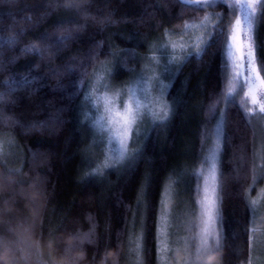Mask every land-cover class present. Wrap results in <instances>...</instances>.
I'll list each match as a JSON object with an SVG mask.
<instances>
[{
  "label": "trees",
  "instance_id": "1",
  "mask_svg": "<svg viewBox=\"0 0 264 264\" xmlns=\"http://www.w3.org/2000/svg\"><path fill=\"white\" fill-rule=\"evenodd\" d=\"M64 3L0 0V81L7 82L0 84V93L14 101L3 106L0 140L11 141L8 168L22 173L9 174L0 166V179L16 181L0 192V220L30 230L31 246L25 248L31 254L28 264H130L127 243L134 227L141 244L137 257L134 253L135 264H159L157 230L165 186L180 177L181 193L188 190L193 201L192 171L200 158L203 133L221 113L218 260L248 264L255 253L251 202L264 184V154L259 150L255 121L245 118L239 102L223 101L227 70L218 44L213 42L199 58L181 56L168 81L169 117L148 125L137 139L135 159L125 167H109L103 175L85 177L90 163L95 167L104 161L97 158L93 137L79 115L87 84L98 66L106 68L108 83L127 81L146 57L156 54L149 44L157 38L172 39L203 22L207 25L200 38L206 39L205 33L217 24H223L229 35L237 13L234 2L215 0L204 8L183 0H87L80 8H67ZM259 14L260 9L253 38L256 61L264 74V19ZM69 29L72 39L57 51L54 37ZM45 34L50 37L47 42L41 39ZM9 36L17 39L11 47L5 44ZM34 44L49 47L51 55L22 51ZM84 70L88 78L78 88ZM23 77L35 78L33 85L21 87ZM10 87L16 91L9 96ZM213 105L215 113L210 111ZM30 187L34 191H27ZM77 233L82 237L91 233L92 242L84 240L70 248L77 243ZM69 253L74 255L73 262L68 260ZM13 256L11 247L0 245V264H14Z\"/></svg>",
  "mask_w": 264,
  "mask_h": 264
},
{
  "label": "snow or ice",
  "instance_id": "2",
  "mask_svg": "<svg viewBox=\"0 0 264 264\" xmlns=\"http://www.w3.org/2000/svg\"><path fill=\"white\" fill-rule=\"evenodd\" d=\"M87 0H65L64 6L67 8H80L83 3H86ZM180 2V0H178ZM185 4L192 3L198 8H204L215 3V0H183ZM238 4L241 8L248 9V31L251 33L252 30V21L251 16L253 13L257 12V9H260V19H264V3H261V0H236L235 7ZM30 19V18H29ZM70 23V21H68ZM2 31V29H0ZM21 33L24 31L22 28ZM72 29L67 31V34L57 35L54 37L56 41V50L59 51V45L65 44V42L72 39ZM242 21L237 18L234 22L233 30L230 35L225 32V27L223 24H217L215 27L209 28L205 33V38H198L197 41L182 46L183 59L187 60L192 55H195L197 58L201 57L203 54H206L212 46L213 42L219 45L218 51L224 56L223 66L227 70L229 62L231 63L232 79L229 81L227 88V95L224 97L226 101L231 102L235 100L237 94V85H241V99L240 107L243 115L246 119L259 111L264 113V74L261 72V64H258L255 57L254 44L252 42L251 35L248 36L247 42L242 39ZM42 40L47 42L50 37L48 34H45L41 37ZM17 42L15 36H9L5 44L9 47L14 45ZM161 48L167 50L169 48L175 49L176 45L172 43H162ZM22 51L32 53L43 57L46 52L51 55L49 47L41 48L38 45H32L31 47H26ZM111 55H116V53H110ZM134 54V53H133ZM3 56V46L0 45V57ZM151 62L159 63L156 57H152ZM180 60L172 55H169L167 65L164 66V71H171L169 65H176ZM107 64V62H102ZM264 63V62H262ZM69 71H72V66L69 65ZM3 70V60L0 59V71ZM108 75L111 76V69H108ZM88 78V73L84 70L81 73V79L78 84V88H83L85 86V81ZM35 78L23 77L21 87H31L34 83ZM153 81H155L161 91L166 85L163 84V81L159 79V76L155 72L148 74L142 73L139 79L133 80L129 86H126L122 89H113V86L109 84L106 80L102 84L104 91L100 94H97L95 87H90V90L84 92V101L83 104L82 116L85 121H88L93 129L99 134V139L103 141L107 140L108 145L110 146L107 149L108 155L105 156L104 162L102 164H97L95 167H92L91 163L89 164L90 171L85 173V177L88 176H99L103 175V169L109 167H115L118 164H121L126 158L129 160V164L132 160L135 159V156L129 153L127 141L130 138L132 128L134 125H139L143 122L146 116H150L153 120L160 119L166 120L168 118V113L165 110L164 115L161 116L154 108L160 103V98H153L150 93V89L153 86ZM100 81L98 80L97 83ZM7 82L0 81V84ZM89 81V85H91ZM247 86V91H243V86ZM16 88L10 87L9 96L12 92H15ZM139 93V95H138ZM79 92L76 93L78 95ZM231 97V101L228 98ZM71 99V97H70ZM120 101L122 104V110L118 109L117 102ZM5 103H14L10 99H6L4 93H0V123L3 122V106ZM91 105L95 109L96 115L87 110L88 105ZM166 105L164 108L166 109ZM66 109H61L64 111ZM215 113V106L213 105L210 109ZM223 122V114L221 113V123ZM218 132L220 130V125L217 126ZM3 136V133H0V137ZM115 144V147H111ZM11 141L7 139L0 140V166H3L7 173L14 174L16 176L22 175L20 169H11L8 168L6 157L11 153L9 152V146ZM212 161L211 168L209 169V177L205 179V197L201 203L205 207V211L208 214V220L211 221V201L207 195L209 179L214 177L215 173V153L210 157ZM89 160H92V156L89 155ZM16 183V181L8 180L6 177L0 179V192L3 189ZM2 198V197H0ZM2 215V213H0ZM212 236L214 238L213 231L210 230L208 226V221L205 222V227L201 230L200 238L203 244H207L208 237ZM30 230L24 228L22 225L13 226L11 222H4L0 220V245L5 247H11L14 252V264H28L31 260V254L25 252L26 247H30ZM84 240H87L89 243L91 240V233L81 236L80 233L76 234V245L69 246L75 247L79 246ZM22 253L19 256H16L15 253Z\"/></svg>",
  "mask_w": 264,
  "mask_h": 264
},
{
  "label": "rangeland",
  "instance_id": "3",
  "mask_svg": "<svg viewBox=\"0 0 264 264\" xmlns=\"http://www.w3.org/2000/svg\"><path fill=\"white\" fill-rule=\"evenodd\" d=\"M236 4V0H232ZM262 1V0H261ZM236 10V18H239L242 21V39L247 42L248 36L251 35L252 42L254 44L253 38V28L254 20L258 13L259 8L256 13H253L251 16L252 21V30L251 33L248 31V9L241 8L238 4L234 7ZM233 21L230 33L231 34L234 26ZM207 22L198 23L190 25V30L182 34H176L175 37L172 36V39L167 38H157L153 40L150 44V48L156 49V54L153 56L146 57L143 63L139 64L135 72L132 73L128 80L109 83L113 86V89H122L126 86H129L133 80L139 79L142 73L148 74L155 72L159 76V79L163 81V84L166 85L161 91L159 85L153 81V86L150 89L151 96L153 98H160V103L154 108L159 115L163 116L164 111L170 115V98L168 81L174 73L176 65H169L171 71H164L163 68L167 65L169 55L177 57L179 60L183 55L182 46L191 44L194 41V37L200 38V32L206 28ZM188 28V29H189ZM196 39V41L198 40ZM186 44H185V42ZM162 43H172L176 45V48L173 50L171 48L165 50L161 48ZM255 51V49H254ZM152 57H156L159 63L151 62ZM139 60V59H138ZM102 66L94 69L92 76L86 87V91L90 90V87H95L97 94H100L104 91L102 84L105 82L106 75ZM99 69V70H98ZM232 67L229 62L226 80H225V96L227 95V88L229 81L232 79ZM100 81L97 83V81ZM108 82V81H107ZM243 91H247V86H243ZM139 95V93H138ZM241 85H237V94L235 101L239 102L241 99ZM224 96V97H225ZM223 97V101H226ZM231 97L228 98L231 101ZM83 102L81 104L79 115L82 117L81 121L86 122L88 133L93 137V143L97 147V158L101 159V163L104 161L105 156L108 155L107 149L110 147L107 143V140L104 139L101 141L99 139V134L93 129L91 124L88 121H85L82 116L84 95L82 98ZM118 109L122 110V104L120 101L117 102ZM167 106L166 109L164 106ZM88 111H90L93 116L96 115L95 109L89 104ZM251 118L255 121V133L257 132L258 145L260 146L259 150L263 151L264 154V113L257 111L254 113ZM167 120V119H166ZM160 122L164 120L156 119L153 120L152 117L146 116L142 123L138 126L134 125L130 138L127 141L129 153L136 154L138 151V145L136 146L137 139L140 135H144L148 125L153 124L154 122ZM220 125V130L218 132L217 126ZM223 129L224 121L221 123V117H219L214 123L211 129H207L203 133L204 144L200 152L199 161L194 164L192 175L195 177V187H194V197L193 201L189 199L188 190L184 189V192L181 193V188L183 183L180 182V177L176 176L175 181L167 182L165 190L163 191L162 200H161V210L158 217V230H157V251H158V262L159 264H220L218 260V252L221 245V209H220V188H219V173H220V153L223 145ZM186 144L187 142H183ZM113 144L111 147H115ZM189 145L186 147V151ZM9 150V149H8ZM215 153V173L214 177L209 179L207 195L211 201V221L208 220V214L205 211L204 205L201 201L205 197V179L209 177V169L211 168L212 161L210 159L211 155ZM10 158V155L7 156ZM129 163V160L126 158L121 164L116 165L118 168H123ZM189 165V164H188ZM175 177V176H174ZM187 187V184L185 185ZM34 191L33 187L27 189V191ZM28 192V193H29ZM185 200V202L183 201ZM193 202V203H192ZM252 209H253V220L251 224V239L252 244L255 249L253 258L249 261L248 264H264V184L261 188L258 189L256 194L252 199ZM184 204V205H182ZM178 210V211H175ZM208 221V226L211 231L214 233V238L212 236L208 237L207 244H203L200 238L201 230L205 227V222ZM131 233L128 238L127 250L131 253L129 255L130 264H135L137 262L138 252L140 250V234L138 233L136 227L131 228ZM75 252V251H74ZM136 254V257L134 256ZM74 256V255H73ZM72 254L69 253L68 260H75Z\"/></svg>",
  "mask_w": 264,
  "mask_h": 264
}]
</instances>
